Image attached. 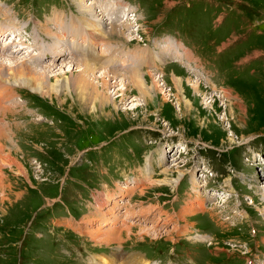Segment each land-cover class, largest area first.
Masks as SVG:
<instances>
[{"label":"rangeland","instance_id":"1","mask_svg":"<svg viewBox=\"0 0 264 264\" xmlns=\"http://www.w3.org/2000/svg\"><path fill=\"white\" fill-rule=\"evenodd\" d=\"M80 1L0 0V25H6L0 29L16 31L22 40L2 56L24 40L37 54L38 46L52 44L43 30L51 18L81 17L71 27L73 36L88 33L86 23L94 22L78 10ZM91 1L102 10L98 19L107 20L94 32L96 40L106 36L98 52L112 61L125 57L120 68L105 58L93 61L95 74L114 72L106 76L114 87L102 88L89 71L84 76L109 100L94 97L76 66H64L72 57L82 59L64 48L53 61L64 68L47 72L49 95L0 81V92L11 94L0 100V264H92V258L102 264L106 255L93 257L92 252L112 254L119 245L130 250L127 264L135 249L162 258L160 264H243L250 252L252 264H264V171L256 163L264 166L256 154L264 150V0ZM162 30L178 33L191 48L165 60L177 49L165 34L156 37ZM157 41L164 62L152 70H126L128 47L140 50L143 42L152 46ZM8 58L13 57L4 61ZM138 72L161 76L164 85L144 97L127 83L121 95L120 80L128 82ZM143 78L149 87L150 77ZM222 92H228L227 99ZM256 134L257 139L247 140ZM96 145L99 150L93 149ZM188 208L195 212L184 216ZM68 218H78L73 227L83 233L67 237L66 249L46 232L51 228L64 237L50 221ZM251 225L259 239L250 234ZM193 228H205L207 234L196 237ZM113 237L108 244L103 240ZM172 249L180 253L177 259ZM187 255L192 260L184 259ZM118 259L110 264H119Z\"/></svg>","mask_w":264,"mask_h":264},{"label":"bare ground","instance_id":"2","mask_svg":"<svg viewBox=\"0 0 264 264\" xmlns=\"http://www.w3.org/2000/svg\"><path fill=\"white\" fill-rule=\"evenodd\" d=\"M93 2L91 0H81L79 2L80 4L77 7L78 10L81 13L87 14L84 17L85 20L94 22L93 24L86 23V26L88 27V29H87L88 33H90V30H91L92 34L94 32H96V31H99L100 28L103 25L107 24V20H106L105 16H102L101 18L98 19L99 13H102V10L99 9L98 7H96ZM54 16L57 17V13L56 12L54 13ZM58 18H60V17H58ZM79 18H81V17H79ZM79 18H75L74 20H71V21L69 20V18H67V21H66L63 16L61 18V21H59V19L57 21H53V19L51 18L48 22H49V25H50V23L53 25V26L51 25L53 28L49 30L48 29L49 25H46L43 28V30H44L45 37L48 40L52 39L53 42H52V44L49 45L50 41L47 40L49 42L48 44L38 46L35 50H37L40 54L39 53L37 54V52H35V51L33 52L31 49L27 48L29 46L26 45V40H24L23 42H20L17 45H15L9 51L10 55L2 56V53L5 51V49L9 45L15 44V41H16L17 38L16 37L13 38L11 36L10 37H8V36L4 37V35H3L4 32L8 31L9 32L8 34H12L14 31H9L8 29H0V40L2 41V42H0V81H2L3 83H7L8 86L20 85L21 87L27 88L31 92H37V93H40L42 95H49L50 92H49V90L46 89V86H45L46 82L49 80L47 72H51V70L53 71L54 69H56V70L63 69L64 66L65 67H74V66H76V68H78L77 71L79 73L83 74V75H81L79 77L81 82H82V84H84L85 87L87 85H89L90 88L92 87L93 90H91V91H93L94 97L101 98L100 100H105V101L109 100V96L107 94H105V93L102 94L100 91H98L97 88H96V85H94V83H91V81H88L87 79H85L84 76L86 74H87V76L88 75L90 76V74H91V78L90 79H95V78L98 79V81L101 82V87L102 88H104V87L106 88V87H110V86L114 87V85L111 84V81H110L109 77H106V76H109L108 74H110V73L114 74V72L107 70V71L100 72L101 74L97 75V74H95L97 72L96 71L94 72V68L95 67H93L95 62L87 60V59H85V60H87L89 62H92L93 64H91V63H89V62H87L85 60H82V59H80V60L70 59L71 61L70 60H68V61H70L71 64H69L67 62L68 65L66 64L64 66H57V65H55V63H53V61L56 62V60L55 59L53 60L51 55L48 56V54H47V53H53L54 54L55 49H56L55 45L57 44V39L60 40V41L61 40H65L66 44H68L69 47H72V46H74L76 44V38L73 36L74 33H73V30L71 29V27H76L75 23L77 22L76 20H78ZM132 19H133V17H132ZM99 22L101 23L100 25L97 24ZM71 24H73L74 26H71ZM77 26H78V24H77ZM0 28H4V27L1 26ZM108 31L111 32V33L113 32L115 34H117V33L120 34V32L118 30H114L113 31L112 29H110ZM68 32H71V33H68ZM69 34H71L72 37L69 38L68 37ZM94 37H95V35H94ZM98 37H99V35H98ZM100 38H98V41L102 39V38L101 39ZM20 41H22V40H20ZM89 43L90 42L87 41L85 44L89 45ZM32 52H33V54L29 56V53L31 54ZM21 54L24 55L23 57H21L23 59L14 58L15 56H17V55L19 56ZM2 57H4V58L13 57V58H8V61H4V58H2ZM77 57L80 58L79 56H77ZM44 60H48L45 65L42 63ZM63 61H65V60H63ZM105 64H107V63H105ZM37 67H39V68H37ZM88 71L90 72V74L88 73ZM143 74H146V75H148L150 77L151 84L149 85V87H147V84H146V83H149V82H147L148 80H144ZM129 77H130V79L129 80L127 79L128 82L126 81L125 78H123V80L121 79L120 82L118 83L120 85V90L119 91H123L121 93V95L123 93H125L124 89H127V87L125 85L127 83H130L131 87H133L134 90H137L138 93H142L144 97H148V93L149 92L150 93H155V90H156L155 88L157 86L164 85L163 83L160 84V82L163 80L161 78V76H155L156 77V80H155L154 79L155 77L153 76V74H151L149 72L148 73L138 72V73L133 74L132 76H129ZM111 78H113V76ZM114 78L118 79L117 75ZM146 79H148V78H146ZM178 79L179 78L177 77V75L176 76L175 75L172 76V80H173V83H174L173 84L174 85L173 88L176 89L177 92H178V88H179L178 87V84H179V80ZM114 82L117 83L116 81H114ZM157 82H159V83L157 84ZM193 83L198 84L197 81H194ZM193 83H192V87H193V90H194V88L197 85H195ZM190 86H191V84H190ZM224 93L222 92V94H223L222 96L225 97V99H227L229 94H228V92L226 94H224ZM163 94H164V92H163ZM166 95H168V94H165V96ZM9 96H11V94L6 95V91H4V93H2V91L0 92V100L5 98V97H9ZM175 96H177L176 93H174L173 97H175ZM0 107H2V105H0ZM2 110L4 111L6 109L3 108ZM0 129H1V127H0ZM0 148H1V146H0ZM3 148H4V146H3ZM145 168H146V165H145ZM20 169L22 170V168H20ZM160 181L163 182L162 179ZM262 197L264 199V194L262 195ZM191 211H193V213L195 212V210H192V209L188 208L187 210L183 211V215L184 216H189V215L192 214ZM202 237L203 236H200V238H202ZM103 240H104V242H106L108 244L109 242L114 240V237L111 238V239L108 238V239H103ZM118 242H119V240H118ZM116 251H117V249L115 250L114 253H112V254H110L108 256L106 255L105 257H103L104 255H102V257H103L102 260L103 261L99 262V263L110 264L111 259L115 258V256L118 255ZM131 254H134V255H131ZM131 254H130L129 259L131 258L130 262L132 264H133V262H136L137 264L139 262H140V264H155V263H149L147 260L142 258V256L139 255L138 253H136V254L135 253H131ZM111 264H115V263L113 262ZM124 264H127V263L124 262Z\"/></svg>","mask_w":264,"mask_h":264},{"label":"built area","instance_id":"3","mask_svg":"<svg viewBox=\"0 0 264 264\" xmlns=\"http://www.w3.org/2000/svg\"><path fill=\"white\" fill-rule=\"evenodd\" d=\"M158 142H160V141H158ZM159 145V147H160V149L162 150L163 148H164V144H158ZM145 166V165H144ZM137 167V166H136Z\"/></svg>","mask_w":264,"mask_h":264}]
</instances>
